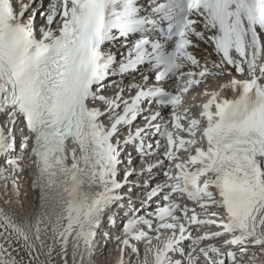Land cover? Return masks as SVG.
<instances>
[{"label": "snow or ice", "instance_id": "6c2138e0", "mask_svg": "<svg viewBox=\"0 0 264 264\" xmlns=\"http://www.w3.org/2000/svg\"><path fill=\"white\" fill-rule=\"evenodd\" d=\"M15 2L20 4L19 11L14 0H0V113L6 112L12 125L22 118L33 136L34 185L40 189L45 211L34 219L30 234L0 208V264H43L42 255L51 262L57 246L66 254L69 245L78 242L91 250L101 214L122 199L118 190L123 185L116 179L121 145L113 139L121 125L130 126L137 120L144 101L173 109L171 121L163 125L169 162L178 160L177 152L195 149L186 162L175 164V176L164 173L174 182L160 188L186 198L204 217L198 218L196 208L171 202L158 208L155 239L160 240L163 230L173 235L162 246L148 249L153 264H182L173 262L169 253H176L177 245L190 238L185 235L186 223L221 229L192 240L193 245L227 235L231 238L225 245L243 246L252 241L254 246H264V0H154L150 15L142 14L138 0H49L47 12L39 13L46 22L39 38L37 13L25 19L35 0ZM165 24L166 30L160 29L162 41L141 37L119 63L104 51L114 41ZM192 38L210 45L219 60L201 63L191 51L198 47ZM145 63L151 65L158 84L178 81V94L166 91L162 84L145 90L148 76L130 101L123 100L119 92L113 98L101 94L110 75ZM189 67L198 71H185ZM226 67L238 76L246 72L247 79L232 78L218 91L203 93L208 99L200 106L199 119H188L187 109L177 114L185 93L208 76L225 74ZM225 90L233 93L231 98L224 95ZM96 102L105 110L96 107ZM121 104L123 114L115 115ZM160 115L144 116L145 127L135 135L130 133L124 144L140 139ZM105 116L112 120L110 127L102 122ZM183 120L187 128L182 127ZM197 133L206 147H197ZM6 140L0 129V155L13 149ZM137 150L143 152V147ZM6 163L15 168L18 161L8 159ZM157 192L152 189L148 199ZM211 207L222 211L223 222L216 223L221 217L209 213ZM188 212L193 213L190 220ZM141 224L153 228L150 220L138 217L124 225V233L151 245L152 237L134 231ZM123 245L129 246L128 239ZM200 252L205 258L211 253L235 262L232 251L221 253L209 246ZM186 264H195L191 253ZM215 264H225V259Z\"/></svg>", "mask_w": 264, "mask_h": 264}, {"label": "bare ground", "instance_id": "6f19581e", "mask_svg": "<svg viewBox=\"0 0 264 264\" xmlns=\"http://www.w3.org/2000/svg\"><path fill=\"white\" fill-rule=\"evenodd\" d=\"M14 3L16 4L17 7H20V4L16 3L14 0ZM24 4H28L29 0H23ZM34 9L36 10L35 12L37 13L36 18H35V25L37 31L41 27H46V22L45 20L39 15L41 12L40 9L42 7H45L47 10L50 6L49 0H35V3H32ZM140 6H143L141 3ZM30 16V14H27L26 17ZM52 28L55 30L56 24L54 23L52 25ZM123 47H119V50L121 51ZM127 52L123 54V57H125ZM201 60L204 62L205 59L210 58L209 56V51L201 50L200 55ZM210 65V64H209ZM147 70L145 69L141 72V76H136V75H130L125 76L124 81H119L114 85V89L109 90L108 94H112L113 96H116V94L119 92L121 95H129L130 93H133L134 91V86L142 83L144 80L145 76H148L149 79H151L150 74H147ZM218 71V70H215ZM148 79V80H149ZM216 84H224L226 83L225 80V75H219L216 76ZM172 84V83H170ZM122 90V91H121ZM105 91H103L101 94H104ZM145 116H150L149 113H144ZM18 131L20 130L25 136L28 134L26 129L22 126V124H18L17 127ZM28 145L30 146L29 149L32 147V141L31 139H27ZM142 146L143 147V152L138 151L137 149ZM132 150L134 151L133 154H135V157L133 158L132 162L130 163L131 165H136L140 161H145L147 162L148 159H152L153 157H157V155L153 156H142L143 154L147 153L150 151V149L145 148V143H138L137 147H133ZM178 157V156H177ZM9 159H14L18 161V164L16 165L15 168L9 166V168L6 167L5 163L3 162L0 165V171H2L3 175L0 176V182L4 181L7 178L8 185L7 187L4 186V182H2V186H0V208H3L8 214H10L11 218L16 221L18 224L22 225L25 229L29 231L31 234V225L36 217L40 215V210L38 209L37 201L33 200V194H32V186H31V177L29 175L28 171L24 170V166L27 165L28 162V154L26 151H17L14 152L13 155ZM177 163H181V160L178 157V160H175ZM27 167V166H26ZM160 166V168H162ZM8 169V170H7ZM18 169V170H17ZM160 169L157 171L159 172ZM8 171V172H7ZM171 173H176V171H173ZM5 174V176H4ZM20 174V175H19ZM132 174V173H131ZM148 176H146L147 178ZM165 184H168V182L165 180L164 177L159 175L157 173V176L153 178V180L150 183V186L148 188L144 186H140V188L148 195L152 189H159L160 193L162 195L169 194L171 196V199L177 203L182 202V198L178 197L176 194H171V189L170 188H160V186H163ZM8 187H11L10 190ZM27 187L28 190L30 189V192L27 193ZM37 188V186H35ZM8 189V190H7ZM15 191L14 195L11 196L12 191ZM23 195V197H22ZM159 198H153L152 201H149L146 204L142 205V213L147 212L148 214L151 213L153 210H156L159 208V206L155 205V201H157ZM137 205H141L140 203H137ZM145 206H151L149 208H145ZM140 207V206H139ZM145 208V209H144ZM144 209V210H143ZM209 213L215 212L217 216L220 217L221 210H218L215 207H211L207 209ZM178 215V214H177ZM152 215H148V218H151ZM222 219V218H221ZM167 222H172L170 219ZM29 225V228L27 226ZM143 229V232L149 237L153 238L152 232L145 229V228H137L134 231L138 232L139 230ZM204 230L208 231L206 234H212L215 233L217 228L215 226L209 228L205 226L203 228ZM191 230V233L189 232ZM187 230L185 235L189 236V239L183 240L181 244L177 245L178 251L176 253H169V257L173 262L175 261H181L182 264H186V261L188 259L186 250L187 248L186 245H193L192 240H197L199 239L200 236L205 235L204 233H200L199 230L197 229H190ZM164 231H169L167 234L170 235V230H164ZM155 234V233H154ZM176 235H179V232L176 233ZM231 237L225 235L220 239H213V240H203L200 241L198 245L195 246H214L218 248L221 253H226L228 251H232L234 254L236 252L241 251V248H244L243 246H232V245H225L224 241L230 239ZM125 239H128L129 241V246L125 247L123 245V241ZM163 242L160 240L157 241L155 238L152 240V244L149 245L147 240H142V241H136L130 239L128 236L123 235L117 238H109L107 242L102 247H98L95 249L93 252V264H153L152 260V254L148 251V249L151 248H156L158 246H162ZM113 245L112 248L106 252L107 246ZM18 247V245H17ZM136 247V252L133 253V248ZM87 249V248H86ZM123 249V250H122ZM261 251L258 249L256 250L254 256L256 258H264V247L260 248ZM184 250V251H183ZM85 247L83 246L82 242H78L75 246L69 245L67 248L66 254L62 253L59 246L56 247L55 252L53 253V257L51 262L48 261V258L46 255L41 256V261L43 264H85L86 258L83 257ZM183 252V255L179 254L180 252ZM200 250H195L191 254L195 260V264H198V256H200ZM106 261H103V256ZM202 256H204L202 254ZM187 258V259H186ZM225 259V264H233V261L227 260L226 258L222 257H217L215 254H209L208 258L205 257H200V262L205 261L209 263V259L212 261V264H215V261L217 259ZM247 261V259L243 256H240V259H235L234 264H244L243 261ZM108 261V263H106ZM248 264H264V262L261 263H256L255 261L253 262H248Z\"/></svg>", "mask_w": 264, "mask_h": 264}, {"label": "rangeland", "instance_id": "374dc122", "mask_svg": "<svg viewBox=\"0 0 264 264\" xmlns=\"http://www.w3.org/2000/svg\"><path fill=\"white\" fill-rule=\"evenodd\" d=\"M20 175V174H19ZM145 177V176H144ZM27 193H29L30 192V189L28 190V187H27ZM22 197H23V195H22ZM112 246L113 245H110V246H107V249H106V252L109 250V248L111 249L112 248ZM106 255H104L102 258H103V260H104V257H105Z\"/></svg>", "mask_w": 264, "mask_h": 264}]
</instances>
